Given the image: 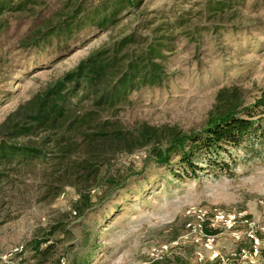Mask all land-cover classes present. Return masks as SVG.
Listing matches in <instances>:
<instances>
[{
	"label": "rangeland",
	"instance_id": "1",
	"mask_svg": "<svg viewBox=\"0 0 264 264\" xmlns=\"http://www.w3.org/2000/svg\"><path fill=\"white\" fill-rule=\"evenodd\" d=\"M41 1L46 15L70 0ZM219 1L136 0L135 9L121 12L116 27L86 29L74 41L78 46L58 60L40 55L46 66L24 77L18 69L12 73L2 86L12 96L0 107V123L17 104L116 36L135 30L153 38L166 35L162 29L179 19L186 24L167 32L174 36L164 54L167 87L130 95L132 103L117 117L123 128L144 123L160 129L163 140L170 132L200 133L225 91L237 95L239 116L251 120L255 132L242 148L197 157L204 171L197 178L188 170L177 180L170 169L178 172L179 158L164 168L151 161L147 149L118 154L95 190L82 194L65 187L56 196L48 168L22 173L14 183L0 185V264H264V109L254 107L264 95V0H237L232 9L212 16L206 6ZM104 3L87 0L84 8ZM109 179L122 188L108 195ZM214 210L237 220L230 229L206 221L208 229L218 231L209 248L194 228L199 212L211 220ZM52 228L46 245L57 243L43 261L30 245Z\"/></svg>",
	"mask_w": 264,
	"mask_h": 264
},
{
	"label": "trees",
	"instance_id": "2",
	"mask_svg": "<svg viewBox=\"0 0 264 264\" xmlns=\"http://www.w3.org/2000/svg\"><path fill=\"white\" fill-rule=\"evenodd\" d=\"M86 1L59 3L44 15L46 9L41 0H0V107L5 100H11V91L2 86L16 69L23 77L35 73L46 66L39 61L40 55L48 56L49 61L58 60L78 46L74 41L84 30L103 32L114 28L121 21L123 10L137 6L133 5L136 0H104L106 3L93 10L84 8ZM237 4V0L210 2L206 10L215 16ZM184 24L178 19L162 29L166 35L154 38L139 35L137 30L131 35L116 36L17 104L0 123V185L12 184L17 176L39 166L49 169L56 196L65 187L80 194L90 192L118 154L140 149H147L151 161L164 168H169L171 158L177 156L178 172L170 169L177 180L188 170L197 178L198 173L204 172L199 169L197 157L209 158L225 147L242 148L255 132L254 123L239 116V98L225 91L219 94L218 105L200 133L170 132L163 140L156 127L142 123L124 129L117 118L122 106L132 103L130 95L167 87L164 54L171 51L169 41L174 37L167 32ZM254 107L264 109V95ZM207 162L209 166L218 164L211 159ZM106 184L108 195L122 188L114 187L112 179ZM205 224L207 236L218 234ZM55 231L52 228L30 245L43 261L57 243L46 245Z\"/></svg>",
	"mask_w": 264,
	"mask_h": 264
},
{
	"label": "built area",
	"instance_id": "3",
	"mask_svg": "<svg viewBox=\"0 0 264 264\" xmlns=\"http://www.w3.org/2000/svg\"><path fill=\"white\" fill-rule=\"evenodd\" d=\"M199 222L197 223V225L194 228V232H198L202 237H204L206 239L207 245L206 247L211 246V243L213 241V237L210 236H206L203 235V224L206 221H211L212 222V226H223L226 225L228 229L232 228L237 220V217L235 215H227L225 214L223 211H219V210H214L212 213H210L211 215V220L207 218V212H199ZM209 216V215H208ZM247 222V221H245ZM249 226L252 228L255 226V223H249ZM257 241H256V247H254V252L257 253ZM168 247L167 246H163L162 247V252H167ZM198 256V260L202 261L203 260V255L202 254H197ZM216 256V255H215ZM214 256V257H215ZM61 264H64L63 262H61Z\"/></svg>",
	"mask_w": 264,
	"mask_h": 264
}]
</instances>
